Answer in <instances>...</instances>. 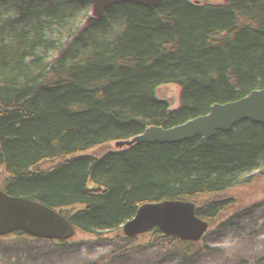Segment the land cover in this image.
Masks as SVG:
<instances>
[{"label": "trees", "instance_id": "trees-1", "mask_svg": "<svg viewBox=\"0 0 264 264\" xmlns=\"http://www.w3.org/2000/svg\"><path fill=\"white\" fill-rule=\"evenodd\" d=\"M144 1L0 0L18 60L0 65V224L8 221L13 193L22 192L26 220L17 264H264V22L244 20L264 11V0H204L212 16L211 25L203 14L204 34L214 48L204 85L217 78V63L231 64L221 77L232 95L213 101L199 94L202 83L181 88L178 49L186 46L180 41L139 43ZM231 13L238 20L226 25ZM32 34L39 49L31 54L69 58L71 70L86 79L84 102L114 115L105 145L124 161L132 203L160 200L162 212L144 235L136 226L144 217L134 208L136 231L129 229L125 241L137 247V257L116 243V235L102 246L108 228L100 222L62 226L54 207L29 196L40 153L69 130L48 104L40 70L25 64ZM175 129L193 136L200 156L188 157L172 142L169 130Z\"/></svg>", "mask_w": 264, "mask_h": 264}, {"label": "rangeland", "instance_id": "rangeland-1", "mask_svg": "<svg viewBox=\"0 0 264 264\" xmlns=\"http://www.w3.org/2000/svg\"><path fill=\"white\" fill-rule=\"evenodd\" d=\"M233 3L232 8H236L235 4L239 2ZM178 4L185 5L176 6ZM175 7L177 8L173 10ZM203 14L209 17L212 25L211 7L207 6L204 0L144 1V17L138 31V41L144 43L151 39H170L180 41L186 46L183 50L178 49L181 56L179 78L182 89L189 84L197 87L201 83L204 85L206 76L210 73L213 57L211 53L214 52V48L210 42H207L204 34V27L207 24L203 20ZM259 19L264 22V11H259L256 16L244 18L252 23ZM234 20H238L234 13L224 16L226 25L235 23ZM10 26V20L5 17L0 19V65L3 66L18 61L12 59L16 36ZM228 28L233 35L231 27ZM38 49V36L32 34L25 40L24 54H30L25 64L36 71L40 70L39 73L45 80L41 82L42 89L44 88L50 98L48 104L56 114L68 121L69 130L46 151L40 153L38 172L34 171L38 177L33 178L36 185L32 187L28 182L31 185L29 196L36 203L54 207L57 221L62 226L74 225L75 229H80L83 223L100 222L108 228L100 235L103 237L100 241L102 246L113 243L111 234L116 235V243L120 246L125 244V250L137 257L139 256L137 247L125 241L129 229L136 231L135 225L132 224L133 212L136 209V213L144 217L142 219L138 216L136 223L137 227L140 225L139 235H144L150 231L162 212L159 206L160 200L144 198L138 200L137 204L132 203L131 197L135 195L129 194L125 176L127 171L121 168L124 161L118 155L111 154L113 149L105 145V139L111 138L114 132L116 121L114 115L105 116L98 107H90L85 103V98L84 102L82 91L87 87L86 79H80L76 71L71 70L72 62L69 58L63 57L58 52H44V50L31 54ZM230 58L233 57L226 59ZM224 63L221 66L218 63L216 65L217 78L210 77L202 91L201 88H197L199 94H205V99L209 98V101L227 93L232 95L231 89L221 77V73H229L230 60ZM219 77L221 79L218 80ZM238 99L236 103L240 104ZM225 100L219 103L224 104ZM209 104L215 106V103ZM228 105L235 106L232 101H229ZM236 110L234 109V112ZM176 131L178 130H169L172 142L179 148L183 147L181 150L186 156H200L197 153L202 148L193 136L185 137ZM194 143L196 148L192 150ZM27 168L34 170L33 164H28ZM18 186L19 184L16 185ZM80 191L82 195H79ZM21 193H13L8 221L6 225H3V222L0 224V227H5L1 231L0 264H17L16 254L23 246L26 217L21 200L26 199ZM26 203L34 206L30 201Z\"/></svg>", "mask_w": 264, "mask_h": 264}, {"label": "bare ground", "instance_id": "bare-ground-1", "mask_svg": "<svg viewBox=\"0 0 264 264\" xmlns=\"http://www.w3.org/2000/svg\"><path fill=\"white\" fill-rule=\"evenodd\" d=\"M9 19V18H8ZM11 27V26H10Z\"/></svg>", "mask_w": 264, "mask_h": 264}]
</instances>
